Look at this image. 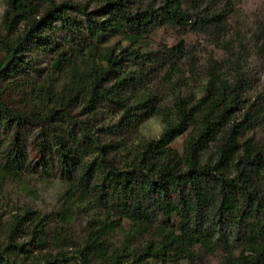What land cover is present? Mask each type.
Here are the masks:
<instances>
[{
  "label": "trees",
  "instance_id": "trees-1",
  "mask_svg": "<svg viewBox=\"0 0 264 264\" xmlns=\"http://www.w3.org/2000/svg\"><path fill=\"white\" fill-rule=\"evenodd\" d=\"M238 1L159 0L155 6L156 0H134L125 9L127 0H106L87 12L63 2L50 1L43 10L41 0H7L0 81L24 71L21 52L34 42L52 45L51 68L63 82L62 92L52 91L48 83L28 86L24 95L30 103L17 107L4 97L7 87L17 85L15 78L0 87V181H22L38 166L41 175L56 170L68 183L65 194L82 196L77 206L93 197L104 209L82 242L70 252L59 247L54 256L46 252L48 230L41 217L28 221L29 210L12 214L0 226V264H181L192 263L197 248L220 250V264H264V143L256 137L264 131V109L246 100L245 60L255 49L245 46ZM69 8L84 19L69 14ZM162 25L210 33L224 52L208 64L198 93L180 92L184 43L151 50L147 36ZM57 29L65 33L66 43L55 42ZM113 36L125 45L101 48L103 38ZM259 39L256 47L264 54V35ZM164 63L165 81L174 92L167 103L144 85L148 70ZM73 89L91 119L100 109H117V121L105 130L119 132L118 141L100 144L83 124L73 135L64 110ZM151 117L162 124L156 138L136 145L123 141L126 134L137 135ZM30 122L40 127L34 164L22 130ZM180 137L181 145L172 146ZM112 149L126 156L123 165L109 157ZM61 214L70 223L72 205ZM125 221L124 239L113 246L111 234L124 230ZM25 229L27 239L17 241ZM140 237L147 239L133 246Z\"/></svg>",
  "mask_w": 264,
  "mask_h": 264
},
{
  "label": "rangeland",
  "instance_id": "rangeland-1",
  "mask_svg": "<svg viewBox=\"0 0 264 264\" xmlns=\"http://www.w3.org/2000/svg\"><path fill=\"white\" fill-rule=\"evenodd\" d=\"M53 3H67L80 5L87 12H92L95 8L102 5L106 0H41L43 10L47 6L48 2ZM134 0H127L125 2V9H131ZM158 5L159 0H156ZM7 7V0H0V35L4 34V28L2 26V16ZM238 15L240 17V23L242 25V33L245 38V46L248 50L255 49L245 60L249 90L246 92V100L250 103H255V106L264 109V99L262 94L264 93V54L257 50V45H260V37L264 35V0H239L235 4ZM68 13L77 16L79 19H84V16L77 10L69 8ZM43 12V11H42ZM56 21H52V25H56ZM258 35V37H257ZM55 42L64 43L66 35L64 32L57 29L53 35ZM256 44L254 45V41ZM179 41L184 43L187 57L182 60L183 78L179 83L181 87V93L183 94H196L201 90V86L204 81V75L208 64L211 61L219 60L225 56L224 52L215 44V38L210 33L187 31L182 32L177 29H172L168 26L162 25L153 29L151 34L147 36V42L150 43L151 50L157 48L171 47L176 45ZM66 43V42H65ZM115 43L122 42L119 36H113L106 41L100 43L101 48L111 46ZM52 45L46 47L39 46L34 42H29L26 48L21 52L24 71L20 70L18 75L6 77L5 80L0 81V87H7L14 78L16 84L7 87L4 97L9 103V106L17 107L30 103V99L25 97L24 94H28L30 87L39 85L46 86V84H52V91L56 90L62 92L60 76L56 75L51 68L54 52H49V48ZM147 52L150 51V49ZM4 55V50L0 46V58ZM25 61L29 62V65L24 64ZM165 64L160 67L154 66V68L148 70V75L145 82L146 89L152 92H158L161 98L167 103L173 98L174 92L168 87L166 83ZM29 67V68H27ZM27 88V92L25 91ZM260 96V97H258ZM66 107L64 110L68 116L72 119L66 126L74 133H79L80 124L87 127L88 131L93 133V136L98 139L100 144H106L110 141H118L122 135L119 132H111L105 130V126L108 124H114L117 121L119 112L117 109L109 113H105L98 110L95 119H91L87 116V111L83 109V101H81L80 95H76V90H71L68 93ZM258 100V101H257ZM77 121L79 124L73 123ZM39 126L34 123H26L22 126V130L25 135V148L28 154V158L34 164L39 159V154L36 148L37 132ZM162 130V124L158 117H151L147 119L140 127L137 135L126 134L123 137V141L127 144L136 145L140 140H147L156 138ZM256 137L260 143H264V131H259ZM183 137L176 140L172 146L179 147L182 143ZM109 157L117 166L124 164L126 156L118 152L116 149L108 151ZM93 156L87 157L86 162H89ZM40 167L38 166L36 171L26 175L22 181H15L13 179H4L0 181V226H2L12 214H21L23 211L29 210L31 213L28 216L30 219H36L41 217L43 223L46 224L48 230V242L49 247L46 252L51 256H54L58 251V248H62L64 251H72L74 244H78L84 240L87 235L89 227L92 225L95 218L100 217L103 214V209L99 205L97 206L93 197L90 201L82 203L77 206L83 199L82 196L76 192L74 195H66L68 183L63 179L58 171H54L52 175H41ZM68 205H72V220L70 223L65 224L61 210ZM27 224H32L26 222ZM32 226V225H31ZM128 228V223L124 222V230H117L111 234V242L113 246H118L124 239L125 230ZM0 239L3 240V232L0 231ZM28 237V231L22 230L18 232L17 241H25ZM147 237H140L133 240V246H140ZM65 241V243H64ZM197 256L192 263L183 262L181 264H220L222 259V253L220 250H216L213 253H206L204 250L197 248ZM73 264V263H69ZM158 264V263H157ZM160 264V263H159Z\"/></svg>",
  "mask_w": 264,
  "mask_h": 264
}]
</instances>
